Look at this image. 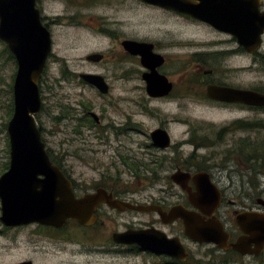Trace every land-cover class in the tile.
<instances>
[{"label":"flooded vegetation","instance_id":"obj_1","mask_svg":"<svg viewBox=\"0 0 264 264\" xmlns=\"http://www.w3.org/2000/svg\"><path fill=\"white\" fill-rule=\"evenodd\" d=\"M50 1L37 0L52 38V50L40 79L41 96L43 76L49 64L58 61L66 76L80 79L83 87L95 89L109 100L97 108L85 97L74 106L67 99L61 116L70 128L69 134L80 137L84 146L94 141L108 146L112 132L121 136L120 143L132 132L144 137L138 141L142 160L135 163L128 156L121 166L115 167L110 163L98 166L83 161L84 166L97 171L89 181L83 173L77 176L74 164L55 159L46 146L53 164L71 181L77 197L105 190L114 199L156 205L166 212L180 205L199 214L204 221L219 220L231 235L229 242L235 241L243 233L237 223L240 212L256 211L264 215L263 197L256 198L257 206H247V194L233 189V184L246 182V166L252 168L241 153L260 150L257 142L264 135V105L240 99L242 91L264 94V0H180L182 8L189 4L191 10L142 0H80L77 3L81 19L76 21L70 16L69 24L63 21L67 18L65 14H46V3ZM63 1L75 4L73 0ZM119 4L126 9H119ZM140 10V22L148 19L152 28L130 32L132 17ZM64 27L103 38L109 46L105 51L92 52L80 59L61 55L56 47V35ZM130 42L138 44L130 45ZM82 65L84 69H75ZM132 104L143 106L141 111L145 110L154 119L161 114L160 124L151 130L140 129L141 122L134 115L142 112H133ZM43 107L44 100L41 111ZM118 114L124 116L121 123L116 122ZM173 128L179 136L174 135ZM88 136L97 140L88 141ZM187 146L192 147L188 154L184 153ZM204 149L208 154H201ZM221 153H224L221 159L216 157ZM235 154L238 162L234 161ZM251 168L247 172L254 173L249 178L255 181L260 169L253 172ZM124 173L129 174L128 180L122 179ZM136 182L149 191L139 192L133 187ZM126 213L131 217L146 214L150 218L132 219L122 229L114 228L112 243L101 242L97 246L100 250L113 248L111 253L116 258L132 256L127 260L137 264H149L146 259L149 255L158 258L154 264H202L192 256L189 245L206 243L186 234L183 218L164 221L155 209L139 211L127 207L122 210L107 201H101L96 207L93 223L85 225L69 218L65 225L57 227L41 222L7 225L2 220L1 200L0 238L14 237L15 240L25 233L32 236L34 243L51 244L55 242V234H61L71 224L92 230L96 235L97 228L101 229L111 215ZM141 229L159 230L169 239H179L186 248V257L180 254L185 259L113 239L114 233ZM218 249L239 253L233 248ZM27 261L42 264L32 257L15 264Z\"/></svg>","mask_w":264,"mask_h":264},{"label":"water","instance_id":"obj_2","mask_svg":"<svg viewBox=\"0 0 264 264\" xmlns=\"http://www.w3.org/2000/svg\"><path fill=\"white\" fill-rule=\"evenodd\" d=\"M142 1L182 10L192 9L189 4L182 8L180 0ZM0 39L7 43L18 67L14 80V112L8 123L11 160L7 171L0 176L2 220L5 224L41 222L60 227L69 218H75L88 225L93 223L99 203L107 201L122 210L127 207L139 211L155 209L164 221L181 217L186 234L201 243H214L222 249L233 248L243 255H260L264 251V215L256 211L239 213L237 223L243 233L229 242L231 235L219 220L204 221L199 214L180 205L166 212L156 205H137L114 199L105 190L77 197L71 181L53 164L36 121L43 105L40 79L52 50L51 33L42 20L37 0H0ZM136 44L130 42V45ZM240 95V99L247 103L264 105V94L242 91ZM113 239L119 243H137L145 249L181 259L185 258L180 254L187 255L179 239H169L159 230L117 232Z\"/></svg>","mask_w":264,"mask_h":264},{"label":"rangeland","instance_id":"obj_3","mask_svg":"<svg viewBox=\"0 0 264 264\" xmlns=\"http://www.w3.org/2000/svg\"><path fill=\"white\" fill-rule=\"evenodd\" d=\"M93 0H88L91 2ZM75 4L66 3L63 0L55 1L51 0L49 4L46 3L45 12L49 15L65 14L67 16L63 21L67 24L68 17H73L74 20L81 19L79 15L80 7L77 2L80 0H73ZM94 2V1H93ZM119 9H126L118 5ZM137 11H134L136 13ZM142 17L141 10L134 14L133 27L130 32H145L149 31L152 27L147 22L148 19L140 22ZM70 27V26H68ZM57 50L61 55H66L73 59L84 58L86 55L97 52L105 51L108 48L109 43L103 38L90 36L85 33L78 31L77 29L60 28L57 31ZM6 43V42H5ZM5 43L0 39V176L8 167L11 160V149H10V137L8 133V123L11 119L9 112L11 110V104L14 103L13 89L10 85L14 83L15 76L17 73V61L13 60L7 52H5ZM82 61V60H81ZM88 64V63H85ZM82 67H75V69H84ZM42 96L44 100L43 110L36 115L37 123L41 129L43 140L50 153L53 154L55 159H63L68 161L69 164H74V169L79 176V173H83L84 178L88 181L92 179L97 171L92 168L84 166L83 161H91L98 166L102 164H111L115 167L124 159L126 156L132 157L133 162L142 160L141 151L138 149V141L142 137L141 135L136 136V132H132L128 136L126 141L120 143V137L116 136L115 132L111 134V144L108 146L103 143L95 142L89 145H83L80 141V137L71 135L68 133L70 128L67 122L62 119L61 113L63 111L64 103L69 99L71 104L74 106L78 103V100L84 99L91 100L95 103V107L99 108V104H106L109 102L108 99L100 96L95 89L85 88L80 84V79L66 76L60 62L55 61L49 64L47 72L43 76ZM132 111L136 113L142 112L144 108L140 104H132ZM206 113V112H203ZM135 114V113H134ZM137 121L142 130H151L155 126H158L163 118L160 117L154 119L145 112V110L139 115L135 114ZM124 119L123 115L117 117L118 123H121ZM176 129L183 130V127H176ZM173 128L174 135L177 134V130ZM179 136V134H177ZM257 137V136H256ZM202 138V137H200ZM92 136H88L87 140L92 141ZM70 140V141H68ZM97 140V139H95ZM261 140H264V135L261 136ZM135 141V142H134ZM184 153L188 154L192 150V147L187 146ZM262 154V151L260 152ZM201 154H208L207 150H201ZM242 156L246 157V153H241ZM224 153L217 154L216 157L222 158ZM241 157V156H240ZM242 158V157H241ZM234 161L238 162L239 159L234 156ZM92 163V164H93ZM251 167L246 166V169H260L257 180L253 181L252 178L254 173H248L246 170L245 179L252 180L243 184L241 182L233 184V189L241 192H245V204L247 206H257L256 198H264V163L256 164V162H247ZM260 163V162H257ZM233 165L232 163H230ZM244 166V165H243ZM91 167V166H90ZM117 168V167H116ZM132 170V169H131ZM134 172V170H132ZM254 172V171H253ZM129 174L124 173L122 176L123 180H128ZM135 189H139V192H148V189L142 187L139 183L133 185ZM252 195V196H250ZM145 197V196H144ZM145 199H142L144 201ZM0 215H1V200H0ZM108 218L105 225L97 228L98 234L92 230H84L77 225H69L61 232V234H55V242L51 244L47 242L34 243L31 238L25 233L21 234L17 239L14 237H8L11 239L0 238V264L3 263H17L24 258L32 257L42 264H137L133 260L130 262L127 260L129 257H120L119 260L116 254H112L113 248L101 249L97 246L102 243L111 241V234L114 228L122 229L126 223L134 219L135 221H144L149 219L150 216L146 214H137L131 217L130 213L123 214L122 216L111 215ZM62 234L64 236H62ZM13 235V233L11 234ZM95 235V237H94ZM33 239V238H32ZM34 240V239H33ZM108 244L107 246H111ZM192 256L197 258L202 264H264V252L259 256L254 255H241L234 252H224L218 247L213 246L210 243L206 244H195L190 243ZM102 251V252H100ZM144 256V255H143ZM149 259V264H154V260H158L156 256H146ZM43 261V262H42ZM46 261V263H44ZM139 263L140 260H139Z\"/></svg>","mask_w":264,"mask_h":264},{"label":"trees","instance_id":"obj_4","mask_svg":"<svg viewBox=\"0 0 264 264\" xmlns=\"http://www.w3.org/2000/svg\"><path fill=\"white\" fill-rule=\"evenodd\" d=\"M5 43V42H4ZM5 52H7L9 54V56L16 61V58L14 56V54L10 51L7 43H5ZM10 88L13 89V84L10 85ZM14 111V103L11 104V110L9 112V116H12ZM258 146L261 148L258 151H254V152H245L246 153V157H245V161L246 162H256V164H262L264 163V140H261L259 142H257ZM262 151V154L260 153ZM260 162V163H257Z\"/></svg>","mask_w":264,"mask_h":264}]
</instances>
